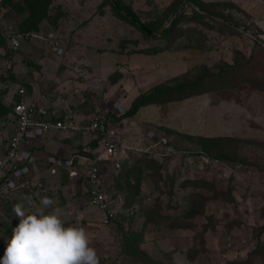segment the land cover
<instances>
[{
	"label": "rangeland",
	"instance_id": "374dc122",
	"mask_svg": "<svg viewBox=\"0 0 264 264\" xmlns=\"http://www.w3.org/2000/svg\"><path fill=\"white\" fill-rule=\"evenodd\" d=\"M101 1L0 0V92L22 87L30 100L34 89L50 94L52 102L62 101L52 119L70 107L79 120H88L104 101L124 112L117 122L121 169L103 170L114 181L108 195L123 198L113 222L103 226L101 209L79 207L83 198L74 186L64 191L73 180L58 164L49 176L39 167L37 177L54 189L52 197L45 188L39 194L55 206L66 202L62 219L85 229L99 264H264V47L250 37L264 40V0H203L228 6L217 8L211 23L180 24L171 43L143 42L111 13L97 14L110 9ZM172 1L124 0L145 23ZM187 8L178 13L191 18ZM10 32L27 33L16 51L6 46ZM52 40L63 54L53 52ZM119 40L128 42L127 53ZM145 48L165 50L150 55L142 53ZM203 68L213 76L202 85L157 97L158 103L129 116L136 98L152 96L172 78L169 87L193 84ZM47 97L45 106L52 104ZM72 97L75 102L68 101ZM74 147L53 157L60 152L65 160L78 152ZM56 190L63 198H56ZM11 216L13 207L1 196L0 257L19 223ZM133 235L137 241L126 244Z\"/></svg>",
	"mask_w": 264,
	"mask_h": 264
},
{
	"label": "built area",
	"instance_id": "2783aa9c",
	"mask_svg": "<svg viewBox=\"0 0 264 264\" xmlns=\"http://www.w3.org/2000/svg\"><path fill=\"white\" fill-rule=\"evenodd\" d=\"M22 40L20 34H15L7 38L10 49H17ZM51 47L55 54L61 55L63 50L56 40L51 41ZM18 101L12 103V107L7 114L0 113V130H7L14 127V133L2 144L0 143V193L9 194L16 191L26 179L34 174L37 163L34 160V152L40 147V141L44 132L59 131L75 133L84 131L93 137H102L99 146L100 152L89 161V170L82 174V169L78 167L79 160L88 159L86 152L77 155H70L62 160V154L58 152L50 160L54 163L63 161V165L70 169V175L78 178L80 183L85 181V195L89 206L102 210V223L107 225L115 217L113 204L102 193L101 179L105 165L110 163L116 155L114 137L116 109L109 102L95 110V115L91 124L79 129L75 123L74 112L70 108L64 109L59 118L52 119L44 117L45 110L35 100H26V93L23 88L17 90ZM55 112L52 113L54 115ZM42 115L41 120L37 116ZM120 198L116 199V202Z\"/></svg>",
	"mask_w": 264,
	"mask_h": 264
},
{
	"label": "clouds",
	"instance_id": "9594fccd",
	"mask_svg": "<svg viewBox=\"0 0 264 264\" xmlns=\"http://www.w3.org/2000/svg\"><path fill=\"white\" fill-rule=\"evenodd\" d=\"M102 2L103 0L99 4H101ZM104 11L111 13V15L114 18H116L110 9L107 10L105 8L103 9V11H100V13ZM10 35L13 36L15 35V33ZM20 35L22 36L23 39L24 36L22 34ZM11 36H8V34L6 35V46L9 50L16 51L19 48L22 40L19 42L17 49L15 50L10 49L7 44V38ZM19 88H17V90ZM17 90L13 93H10L11 94L10 103L9 105H7V107L9 108L12 107V103L15 102L12 99L15 95H17ZM25 97L27 101H30V99H28L26 95ZM35 101H37L40 104L38 100ZM106 102H109L112 105V107L116 109L117 116L114 117V120L116 118H119V120L118 121L115 120L116 136L114 137V140L116 146V155L113 156L110 163L105 165V169H108L109 171L117 172L120 170V164L122 161V151L120 147V140L118 139L117 122L120 121V116H122L124 112H121V110L115 107L110 101H104V104H106ZM4 114H7V112ZM94 115H95V111L92 113L91 118L85 120L81 124V122H77L76 115L74 112V119L77 127L79 129H84L88 127L91 124ZM41 119L42 117L39 118V120ZM63 133L70 135L80 134L81 137H83L84 139L88 136L95 138L92 135L82 130L75 133H69V132L67 133L63 132ZM89 142L90 140H87L86 142L83 141L81 147H85ZM81 147L77 148L78 152H75L76 151L75 150L74 153L72 152L71 155H74L75 153L79 155L82 154L83 152H86V154L88 153L89 155L88 159L86 160L82 159L78 161V167L82 169V174H85L89 170V165H90L89 161L95 157L94 156L95 153L100 152L101 147L99 146V149H97L98 151L94 153L92 152V150H80ZM91 155H93V157ZM60 163L63 165V161H60L59 163L56 164H60ZM64 168L68 171L69 180L71 181L73 180L72 185L74 187L77 186L76 188L78 189L77 190L73 186H70L71 182H69L68 184H66L65 187L66 191L67 190L72 191L73 189H76L77 190L76 195L79 197V199L83 198L82 201L77 202L79 207L92 208L93 206H89V205L84 206V204H87V197L85 195V186H84L85 181L84 183H80L78 178L70 175L71 171L69 168L65 166ZM34 175L35 172L28 179H30ZM110 176L111 174L108 177L102 174V176L100 177L101 179L100 189L102 193L107 197V199L110 200V202H112L113 204L112 207L115 210V206L118 204L116 202V199L117 198L123 199V198L121 195H118L119 193L117 195L114 193L108 195V191L112 192L114 187V181L112 178H110ZM28 179H26L24 183ZM103 188L106 189V192L103 191ZM3 195H7V194L0 193V197ZM29 205L31 206L30 200H29ZM53 205H54V201L46 196L40 199L39 205L35 207V211L33 212L26 211L24 206L21 204L14 205L13 212L16 215V217H18L19 223L12 228L11 239L7 243V247L4 250L3 256L0 257V264H99V258L97 256L96 250L90 246L91 242L85 229L82 227L72 226V225L66 226L64 219H62V217L65 215L64 210L59 206H53ZM115 215H116V210H115ZM102 218H103V214L101 213L100 222L103 226H106L105 224L102 223ZM114 219H116V216L110 222H113Z\"/></svg>",
	"mask_w": 264,
	"mask_h": 264
},
{
	"label": "trees",
	"instance_id": "16d2710c",
	"mask_svg": "<svg viewBox=\"0 0 264 264\" xmlns=\"http://www.w3.org/2000/svg\"><path fill=\"white\" fill-rule=\"evenodd\" d=\"M107 4L106 6H110V10L113 13V15L116 17V19L120 22L127 23L131 27H133L136 31H138L140 37L144 39L143 42H150V41H156L157 39L161 38L167 42H173L174 39L176 40L178 38V32L182 31V28H180V24L183 23H188L190 20H192V23L196 22L200 26H203L206 22H212L216 21L217 14L215 13V10L219 7H226L228 5H225L221 3V1H211V2H206L203 0H173L168 7L164 9V11L161 14H158L156 18L153 21L150 22H142L136 13L133 11L131 7H129L128 4L124 2V0H103L101 5ZM188 7L187 9L191 13V18L186 14V11H181L172 21V24L169 25V22L171 18L178 13L179 10H182L183 7ZM104 7V6H103ZM104 8H100L101 11H103ZM48 11V10H47ZM62 12V10H60ZM159 21L158 24H151L153 22ZM221 23L223 26L226 28H233L232 25H229L227 23H224L222 21H218ZM10 28H13L10 26ZM17 34V32H13V34ZM94 33V31H93ZM8 34V33H7ZM5 34V37L6 35ZM11 32L8 34L10 35ZM27 33H23L25 35ZM251 39L253 40L254 44L257 45L258 47H264V40H261L260 38L257 37L255 34L250 35ZM124 39V38H122ZM135 41V40H133ZM135 42H132L131 44H134ZM139 42L138 44H140ZM128 42L125 43V41H120L118 42V47H120L121 52L123 51H128ZM170 47H168L166 50H169ZM148 48H145L142 53L145 54H150V55H156L161 51H164L165 48H157L153 50H147ZM125 53V52H124ZM123 53V54H124ZM132 53V52H130ZM228 66V65H227ZM226 67V66H225ZM229 67V66H228ZM202 78L201 75L199 78L193 83V84H180L175 87H169L171 86L172 83H174L175 79L168 80L164 84L160 86H156L152 92L154 94L152 96H140L136 98L130 105V110H129V116L133 115L136 111H138L141 107H144L149 104H156L157 102V97H163V96H168L170 93L173 94H181L185 89L190 88L194 89L197 88L198 86L202 85V81L207 78V77H212L213 74L209 73L207 68L202 69ZM151 92V93H152ZM165 98V97H164ZM19 97L18 95H15L13 97V101H18ZM3 107V104L0 103V108ZM5 108V107H3ZM6 110V108H5ZM0 113L3 114L0 110ZM124 115V114H123ZM116 121L119 120V118L115 119ZM103 139L102 137H97V138H92L90 142L85 146L81 147L80 150H92V152L98 151L99 149V143L100 140ZM92 147V149H91ZM96 154L94 156L96 157ZM93 157V155H91ZM61 168H64V165L60 164L59 165ZM121 169V168H120ZM32 178V177H31ZM86 181V180H85ZM103 191L106 192V189L103 188ZM264 230V229H263ZM138 235H133L129 237V239L125 240L126 244H131L134 243V241H137Z\"/></svg>",
	"mask_w": 264,
	"mask_h": 264
},
{
	"label": "crops",
	"instance_id": "0c3cea01",
	"mask_svg": "<svg viewBox=\"0 0 264 264\" xmlns=\"http://www.w3.org/2000/svg\"><path fill=\"white\" fill-rule=\"evenodd\" d=\"M94 8H96V6ZM104 13H106V11H104L102 13H97V14H104ZM91 19H92V17H91ZM101 31H104V30L101 29ZM89 41H91V40H89ZM32 88H33V86L31 85L30 89L32 90ZM34 90H32L33 91L32 92V98L34 100H38L40 102V106L45 110L44 117L50 118L52 113L54 111L58 110V109H56V106H58L59 104L62 105V101L59 102V100H58L57 102H52L54 99L51 98L50 94L44 95V94H42L40 92L38 93ZM4 92H5L4 89L0 92V103H2L3 107H5L9 111L10 108L7 107V105H9V103H10V96H11L10 93H13V92H11V91H9L8 93H4ZM45 96H48L47 98H49V102H51L52 103L51 105H53L52 108L49 107L51 105H47L48 107L45 106L46 104L43 105ZM68 101L75 102L73 97L68 99ZM66 108H68V107H66ZM84 110H89V109H84ZM49 111H51V112H49ZM75 115H76V113H75ZM82 118H84V117H82ZM76 120H77V122H84V121L79 120L77 115H76ZM0 133H2L0 135V143H1L4 139L7 140L10 137V135L12 133H14V127L12 126L7 130H4V129L0 130ZM66 136H70V138H65ZM71 136L72 135H70V134H65V133L59 132V131H50V132L46 131V132H44L43 139L40 141L39 149L33 151L34 152V159L37 160V168H36L35 174L38 172L39 167L44 168L43 174L45 176H49L51 174H56L57 170L58 171L60 170V168H55V165H53V164H56V163H54L50 160V158H52L54 153L60 148L63 150L66 148L72 149L74 146H76L75 143H79L78 145H82L83 141H84L82 138H81V140H82L81 141L78 139H74ZM86 139H88V138H86ZM79 147L80 146H77V148H79ZM74 148L77 149L76 147H74ZM40 163L43 165H39ZM59 165L60 164H58V166ZM63 169H65V168H63ZM40 178L41 177H37V174L34 175L32 178L28 179L24 184H22L18 188V190H16L15 192L9 193L7 195H3L2 198L6 199L7 201H10L11 207H14V205H16V204H21L24 206L26 211H28V212L35 211V207L37 205H39L40 196H42L39 193L40 192L43 193L44 188H45V190L48 192L49 196L52 197V195H53L52 191H54V189H52L48 184H46V180L40 181ZM40 183H42L43 189H41V187H38V185H40ZM64 186L66 187V184ZM70 186H73L72 183L70 184ZM64 191H66L65 188H64ZM56 193H57L56 198H59V199L63 198V195H65L63 192L60 193L58 190H56ZM29 200L31 201V206L29 205ZM63 202H65V201H63ZM58 206L60 208H62L64 211L66 210V207H67L66 202H65V204H59ZM11 217H13L12 220H14L16 218V216H11Z\"/></svg>",
	"mask_w": 264,
	"mask_h": 264
},
{
	"label": "water",
	"instance_id": "95a60500",
	"mask_svg": "<svg viewBox=\"0 0 264 264\" xmlns=\"http://www.w3.org/2000/svg\"><path fill=\"white\" fill-rule=\"evenodd\" d=\"M177 14H178V13H177ZM177 14H176V15H177ZM176 15L171 19V21L169 22V25L172 24V21H173V19L176 17Z\"/></svg>",
	"mask_w": 264,
	"mask_h": 264
}]
</instances>
